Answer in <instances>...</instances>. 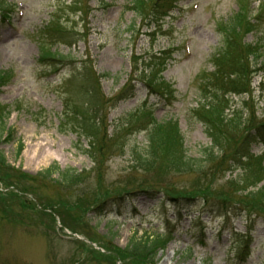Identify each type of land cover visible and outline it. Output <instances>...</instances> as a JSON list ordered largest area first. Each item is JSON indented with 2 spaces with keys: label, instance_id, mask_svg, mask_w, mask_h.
<instances>
[{
  "label": "rangeland",
  "instance_id": "1",
  "mask_svg": "<svg viewBox=\"0 0 264 264\" xmlns=\"http://www.w3.org/2000/svg\"><path fill=\"white\" fill-rule=\"evenodd\" d=\"M76 1L0 0L11 16L10 22L0 21V72L12 70L13 76L0 87V106L10 107L5 127L16 131L14 141L1 144L7 164L28 180L53 166L85 175L75 191L63 190L57 175L53 176L55 182L37 178L16 186L0 180V264H148L142 258L126 257L130 240L165 238L173 229L172 241L155 257L157 264H264V220L254 215L251 222L245 217L230 219L225 228L223 219L200 215L199 204L187 209L190 217L177 222L173 212L183 202L163 207L164 203L143 194L133 200L109 201L133 189L135 181L164 193L172 186L184 191L192 188L193 177L131 168L135 163L132 152L145 147L146 112L150 111L158 121L177 122L187 157L199 159L200 152L210 146L193 112L198 80L213 70L211 55L221 42L218 21L229 18L240 5L247 7L252 18L260 15L258 25L244 36L246 44L255 45L261 62L250 75L254 92L251 109H247L250 115L245 111L249 128L264 117V0H178L177 10L163 20L158 32L127 10L130 0H81L79 6H73L80 7L81 13L72 8ZM55 17H62L63 26L79 33L71 47L47 38L42 41L43 27ZM42 42L47 51L64 59L41 62ZM84 62L98 76L109 74L99 81L102 104L104 99L112 100L130 78L138 77L132 98L100 108L99 143L109 150L96 157L97 163L83 152L94 140L79 130L74 134L72 128V113L87 106L76 76L78 70L83 73ZM163 63L166 68L156 77L173 85L176 92L168 105L150 95L142 75L132 74L136 67L137 73H149L153 65L159 68ZM232 99L239 108L249 97ZM104 134L113 139L107 141ZM19 144L23 148L17 156ZM160 160L166 163L163 156ZM260 160L264 165V145L252 144L245 163L254 171ZM227 179L226 173L212 188L218 196L226 194ZM24 185L42 199L32 197L34 201L18 191ZM259 186L264 187V179ZM99 187L104 201L108 200L94 211L89 199L102 200L96 192ZM248 225L252 226L250 233ZM248 233L251 239L246 243ZM111 254L113 258L108 257Z\"/></svg>",
  "mask_w": 264,
  "mask_h": 264
},
{
  "label": "trees",
  "instance_id": "2",
  "mask_svg": "<svg viewBox=\"0 0 264 264\" xmlns=\"http://www.w3.org/2000/svg\"><path fill=\"white\" fill-rule=\"evenodd\" d=\"M172 5V0H131L130 7L126 8L143 24L158 32L160 31L161 21L175 8ZM240 6L229 18L218 21L217 28L221 34V42L211 55L213 70L208 74H203L198 80L199 95L193 112L196 121L204 127L205 134L210 140V146L205 147L200 152L199 159L187 157L183 137L177 122L158 121L150 111L146 112L148 123L144 127L145 147L141 151L134 149L132 152L135 163L131 168L145 172L160 169L166 173L176 174L178 177H193L192 188L184 191L181 188L172 186V190L166 189V193H164L145 186V183L135 181L138 183H133L131 186L133 189L124 190L123 195H118V197H114L109 201L123 202L126 198L133 200L141 194H145L152 201L161 202L160 204L164 203L163 207L170 205L173 208L183 202V206L179 205L175 209V216L177 217L181 216V212L187 211L188 208L191 210L192 207L199 204L202 210L201 213L206 212L224 220L245 217L251 222L253 215L260 220H264V187L259 186L261 180L264 179V165L261 164L260 160L253 171L250 165L245 163L248 147L258 140L264 142V117L258 121L256 126L249 128V112L247 110L250 108L254 92L250 75L253 68L255 69L261 62L257 61L255 45L244 42L245 34L257 26L260 19L259 15L252 18L247 7ZM72 8L75 12L81 13L80 7ZM8 14V7H0L2 22L9 18ZM61 18H52L43 27L42 41L47 38L53 42L61 41L68 46L72 45V41L79 33L73 28L67 29L63 26L59 21ZM162 54H166V52H162ZM63 59L64 56L59 53L47 51L43 43L41 62L52 60L60 62ZM82 67L85 68L83 73L78 70L76 76L82 84L83 96L87 100V103L83 105L86 104L87 106L76 108L75 112L72 113L74 120L72 128L74 134L78 135L77 131L79 130L84 132L87 135L86 137L94 140L92 143L90 142L88 151L83 152H86L90 159L97 163L96 157L102 153H107L109 150V148L99 143L101 141L99 129L102 124L99 117L100 108L108 102L116 105L132 98L138 77L136 79L130 78L112 100L105 101L104 99L105 103L102 104L98 95L99 81L108 78L109 75L98 76L92 71L91 67H87V65ZM152 67L154 68L149 73H145V71L137 73L138 68L136 67L132 74L143 76L141 82L150 95L159 97L167 105L171 104L175 100L173 85L164 81L163 78L157 79L156 77L160 71L165 69V65L163 64V67L159 68L155 65ZM11 76L12 71L0 72V87L7 84ZM72 77L66 81L64 80L65 85ZM126 90L128 93H125ZM242 95L248 96L249 100L245 101L243 99L240 107L236 108V103L232 97ZM14 106L17 109L19 108L17 105ZM8 116L9 108L0 106V180L6 181L7 186H16L17 182H30V180L34 181L37 178L54 181L53 176L57 175L58 185L63 190L75 191L79 188L78 185L85 181V175L77 172V170H60L58 167L53 166L39 172L36 179L29 177L28 180V177L27 179L23 177L22 172L7 164L1 144L12 142L15 138L14 129H6L5 127ZM104 138L107 141L113 139V137L106 134H104ZM117 147L122 149L118 144ZM21 150L22 146L19 144L16 152L17 156H19ZM160 156L166 159V163L160 160ZM222 161L227 162L222 163ZM157 164L158 167L155 168ZM237 170H239V173L236 174ZM226 173L229 175V179L225 181L227 192L223 196H218L212 188L225 179ZM8 181L14 182L8 183ZM98 183H100L99 180ZM127 186H130L129 183L123 188ZM20 188L17 189L23 194H32L36 199H42L40 196L38 198L26 185ZM92 192L95 193V191ZM96 192L102 200L95 203L89 199L92 202L90 206L94 211L101 210L108 200L104 201L102 195L104 191L100 187ZM87 208L91 209L90 207ZM161 213L166 215L164 211ZM250 229L251 226L248 227V231ZM168 240L162 241L159 238L144 241L132 239L125 249L126 257L142 258L148 264H157L155 257L159 251L165 248ZM98 255L100 254L98 253ZM108 257L113 258V254ZM120 260L124 263V259Z\"/></svg>",
  "mask_w": 264,
  "mask_h": 264
}]
</instances>
